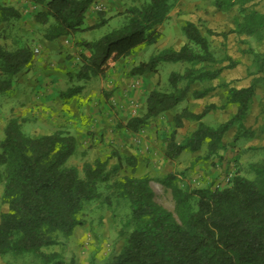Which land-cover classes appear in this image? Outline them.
<instances>
[{"label": "trees", "instance_id": "obj_1", "mask_svg": "<svg viewBox=\"0 0 264 264\" xmlns=\"http://www.w3.org/2000/svg\"><path fill=\"white\" fill-rule=\"evenodd\" d=\"M124 12L123 28L116 29L96 40H80L82 68L79 79L104 76L118 61L128 57L140 45L157 43L163 33L159 30L170 18L177 0H134ZM238 0H217L218 7L232 6ZM243 2L251 0H239ZM40 6L36 22L43 25L46 40L73 35L101 26L109 21L102 17L93 25H85L86 15L96 0H33ZM245 21L239 31L254 35L264 29V13L242 8ZM103 16V14H101ZM20 10L0 1V34L14 19H20ZM6 26L4 27V25ZM187 41L180 47H168L141 61L131 69V75L159 72L163 61L187 63L183 73L173 71L172 89H152L140 115L118 124L120 129L138 132L148 122L174 109L186 99L196 81L214 80L224 69L233 68L238 61H230L218 68L208 29L204 34L200 25L187 20L182 26ZM20 44V43H19ZM35 52L24 42L15 49L0 44V96L15 91L18 75L27 73L33 65ZM73 78V75H72ZM186 84L180 87V83ZM229 104L237 105L236 113L226 122L212 126L203 118L212 110L225 107L210 103L203 111L184 108L175 115V129L167 146L166 156L174 160L184 150L198 151L208 141L205 158L217 154L224 147V135L236 122L245 119L256 93L254 84L236 87L225 82ZM215 86L193 90L199 99L207 96ZM81 86L70 87L61 97L74 99ZM198 121V127L182 142L176 141V131L184 120ZM24 119L12 116L0 141V184L2 201L9 209L0 218V256H32L40 264H75L59 251L46 252L44 248L64 243L77 226L85 204L98 195L99 184L109 183L115 170H110L108 159L86 162L83 173L66 162L77 150V140L71 133L57 130L32 136L23 132ZM122 159V158H121ZM129 166L135 167L137 157L125 156ZM122 162V160H121ZM134 169V168H133ZM255 173L248 178L236 173L224 186L189 188L182 186L179 176L169 173L157 180L171 189L175 212L154 200L151 176L125 175L113 182L118 195L129 203L130 216L125 223L129 228L126 242L106 264H264V163L252 165Z\"/></svg>", "mask_w": 264, "mask_h": 264}, {"label": "rangeland", "instance_id": "obj_2", "mask_svg": "<svg viewBox=\"0 0 264 264\" xmlns=\"http://www.w3.org/2000/svg\"><path fill=\"white\" fill-rule=\"evenodd\" d=\"M0 1L17 7L22 14L20 19H14L9 23L7 29L2 31L0 44L6 45L9 49H15L21 43H30L35 52L32 65L33 73H36L41 64L46 65L48 72L55 69L53 64L60 66L62 56L57 51V46H54L58 40H46L43 25L36 22L35 19L40 6L36 5L33 0ZM133 1L96 0L86 15L85 25H90L91 18L100 21L102 17H105L109 18V21L96 28L77 32L75 37L79 39L78 41L96 40L116 29L123 28L125 17L117 14L124 12L133 3H139V1ZM216 2L217 0H177V7L175 6L172 17L164 23V34L161 39L153 45L143 44L136 47L130 56L120 60L126 71L123 73L130 76L131 69L141 61H148L152 55L165 48L180 47L184 43L183 39L187 41L182 26L185 21L191 20L200 25L204 34H208V29L216 32L214 35H208L212 49L221 61L215 65L208 64L207 67L218 68L228 64L230 62L228 60L221 63L226 56L238 61L235 67L224 69L221 75L214 80L194 82L185 100L174 109L151 119L140 131L132 132L120 129L118 124L144 112L146 97L151 91V85L148 84L147 87H144L145 80L143 81L139 77L135 79L131 75L132 80L134 79L132 97L126 96L127 102H123L125 98L122 96H119V99L110 96L108 101L111 102V113L110 111L102 112L99 98L96 99L88 93L91 88L100 87V82L97 83V78L92 76L90 78L94 81L90 83L89 79L77 77L82 68L80 59L82 48L77 45V39L74 43L80 50L68 54L69 60L66 61L69 73L74 78L73 85L70 87L87 84L85 87L89 91H83L85 87L81 88L80 92L85 93L79 95V92L76 97L77 101H80L82 97L86 98L87 107L94 105L95 109H99L92 112L93 118L88 119L87 116L75 113L69 118L74 120L75 125L67 124L66 128L57 126V129H41L38 132L37 127L39 126L36 124V120L26 121L23 115L17 116L24 119L22 130L28 135L40 136L59 129L74 135L77 140V150L69 157L66 164L76 166L81 174L86 162H93L98 158L108 159L110 170L120 165L109 183L99 184L97 197L85 204L80 214L84 224L77 226L73 235L64 243L44 248L46 252L59 251L64 254L67 260H73L75 264H106L113 255L117 254L126 242L125 238L129 228H125V223L130 216V208L128 201L120 197L117 188L111 184L122 179L125 175H150L152 178L150 184L155 193L154 200L175 212V200L171 189L162 185L157 178L175 173L179 176L182 186L189 188L217 187L228 184L236 173L253 178L255 173L252 170V165L264 163V29L254 35L239 31L240 25L245 21L242 8L252 11L255 9L264 13V0H251L243 2V4L238 0L226 8L218 7ZM97 4H101L103 10L96 9L95 5ZM158 28L161 31L160 27ZM181 35L183 37H179ZM68 37L72 38V35ZM50 45L53 46L49 48ZM37 49L38 51H36ZM187 66L188 64L184 62L163 61L159 66V72L152 75V83L156 84V88L170 91L172 89L171 73L173 71L183 73ZM31 75L33 74L31 73ZM225 82L232 83L236 87L255 85L256 93L245 119L242 123L236 122L226 131L223 139L224 147L212 157H204L208 150V141H205L200 150L194 152L186 149L176 159H169L166 156V150L175 129V115L184 108L201 112L210 103H215L218 106L226 105L223 108L212 110L203 118L205 123L212 126H218L228 121L236 113L237 105L227 103V88L221 86ZM185 84L186 82L183 81L179 86L183 87ZM207 86H215V89L205 97L199 99L194 97L193 90H201ZM18 87L20 88L19 85ZM16 88L17 85H15V91ZM67 89L66 87L65 92ZM5 100L6 97L0 96V105ZM119 102L124 103L123 110L120 109ZM12 116L4 118L6 125ZM90 120H97L100 124L99 128L91 126L85 130L86 122ZM101 124L103 125L101 126ZM198 125V121L185 119L184 125L177 128L176 141L182 142ZM5 128L6 126L0 131V141L5 136ZM127 155L137 157L138 161L135 167L127 164L125 160ZM1 188L0 186V190ZM4 204L7 203L2 201L1 195L0 218L4 212ZM0 264H40V262L32 256H15L9 253L0 256Z\"/></svg>", "mask_w": 264, "mask_h": 264}, {"label": "crops", "instance_id": "obj_3", "mask_svg": "<svg viewBox=\"0 0 264 264\" xmlns=\"http://www.w3.org/2000/svg\"><path fill=\"white\" fill-rule=\"evenodd\" d=\"M174 9L171 11L170 17H172ZM96 16L97 18H99L98 15ZM168 20H170V18ZM97 22H99V20L92 18L90 19V25L96 24ZM159 27L161 29V32L164 34L163 32L164 23L162 25H159ZM179 37H183V36L181 35ZM75 39H77L75 37V34L72 35V38H69L68 36H61L60 38L57 39L58 42L54 46H57L56 49L62 56L60 66H56V65L54 66L53 64L52 66L55 69L48 72L46 70V65L41 64L38 67L36 73H33L34 70L31 68V70L28 71L27 73H21L18 75V80L16 83L17 85L16 91H14L9 96H4L6 97V100L2 105H0V122H1L0 131H2V129L6 126V120H4V118L6 116H12L13 114L15 116L23 115L24 116L23 118H26L25 119L26 121L36 120V124L39 126L37 127L38 132L41 129L51 130V129H57V126H61L60 128H66L67 124L73 125L74 120H71L69 118L72 115L74 116L75 113L76 115L79 113L78 115L80 116H87L88 119H91V117L93 118L92 112L98 111L99 109L98 110L97 108L95 109V107H93L94 105L92 107L90 106L87 107L86 98L82 97L80 101H77V97H76L71 101L67 102L61 97V94L65 92V88L67 87L69 89L74 82L73 81L74 78H72V75H70L69 73L70 71L68 70L66 61L69 60L68 54H72L73 51L75 50H80L79 47H77L76 44L74 43L76 42ZM78 40L79 39H77V41ZM183 42L185 43L186 41H184L183 39ZM51 46L53 45H50L48 47L51 48ZM122 66H123V62L118 61L110 70L107 71V73L104 76H92L94 78H97V81L96 80L95 81L97 83L100 82L101 86L100 87L97 86L95 87V89L91 88L90 92L88 93L92 94L96 99L99 98L102 112L110 111L111 102L108 101L110 99V96H114L118 99L119 96H122L124 98L127 96L128 98H130L134 93L132 87V82L134 79L132 80L131 75L130 76L125 75L126 71L125 68H123ZM31 73L33 75H31ZM154 74L156 73H146L143 75H138L133 77L135 79L139 77L141 78V80L142 79L143 81L145 80L146 85L144 82V87H147L148 84H150L152 90L156 88V84L152 83L153 81L152 75ZM91 78L90 77L86 78L90 80L89 83L94 81V79ZM101 81L103 84L101 83ZM18 85L20 86V88L18 87ZM86 85L81 86V88H84ZM84 90L89 91L87 90V87H85L83 91ZM83 91H81L79 95L84 94L85 92ZM136 93H140V92H136ZM124 101L127 102L126 98L125 100H123V102ZM123 107H125L124 103H120L121 110H123L122 109ZM90 121L86 122L85 130H87L91 126H95L99 128L100 124L97 120L91 122ZM102 125L103 124H101V126ZM59 130H63V129H59ZM0 186L2 187L0 190V196H1L3 192V186L2 185ZM8 209L9 206L7 204H4L3 211L5 212Z\"/></svg>", "mask_w": 264, "mask_h": 264}, {"label": "built area", "instance_id": "obj_4", "mask_svg": "<svg viewBox=\"0 0 264 264\" xmlns=\"http://www.w3.org/2000/svg\"><path fill=\"white\" fill-rule=\"evenodd\" d=\"M95 8H96V9H101V10H103V6H101V4H97V5H95ZM36 51H38V49H37Z\"/></svg>", "mask_w": 264, "mask_h": 264}]
</instances>
